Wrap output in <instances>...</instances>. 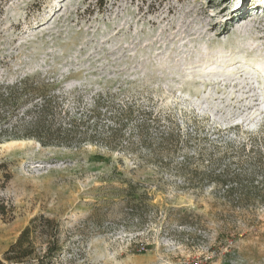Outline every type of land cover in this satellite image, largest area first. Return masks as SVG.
<instances>
[{
    "label": "rangeland",
    "instance_id": "obj_1",
    "mask_svg": "<svg viewBox=\"0 0 264 264\" xmlns=\"http://www.w3.org/2000/svg\"><path fill=\"white\" fill-rule=\"evenodd\" d=\"M35 72L92 91L123 88L121 100L152 98L185 128L195 115L245 138L244 128H264V0H0V84ZM0 161L13 175L1 191L13 219L0 221V258L44 215L63 224L55 264H264V204L229 212L215 190L178 188L170 174L133 169L136 158L101 146L8 141ZM129 180L151 196L134 213L121 193Z\"/></svg>",
    "mask_w": 264,
    "mask_h": 264
},
{
    "label": "trees",
    "instance_id": "obj_2",
    "mask_svg": "<svg viewBox=\"0 0 264 264\" xmlns=\"http://www.w3.org/2000/svg\"><path fill=\"white\" fill-rule=\"evenodd\" d=\"M108 1L97 3L104 8ZM49 61L55 63L58 58ZM61 79L35 72L0 84V143L34 140L43 147L93 145L119 150L136 158L138 166L133 169L154 167L174 177L178 188L215 190V198L229 212L264 204V128L260 133L244 128L246 137L239 138L234 133L227 135L233 126H206V121L195 115L194 127L185 128L174 111L154 107L152 98L147 104L134 97L121 100L126 89L92 91L91 87L63 84ZM127 82L125 86H129ZM88 92L94 95L85 100ZM193 145H197L195 150ZM12 176L8 162L0 161L3 222L13 219L12 207L1 197ZM147 181L155 183L153 178ZM127 183L129 187L121 193L129 198L134 213L141 198L151 196L149 190L140 189V183ZM183 223L195 227L192 222ZM230 223L225 220L224 228L228 230ZM62 232L61 222L35 216L4 252L0 264H55L65 250Z\"/></svg>",
    "mask_w": 264,
    "mask_h": 264
},
{
    "label": "bare ground",
    "instance_id": "obj_3",
    "mask_svg": "<svg viewBox=\"0 0 264 264\" xmlns=\"http://www.w3.org/2000/svg\"><path fill=\"white\" fill-rule=\"evenodd\" d=\"M60 3H61V1H60ZM243 6V5H242ZM227 8V7H226ZM243 12V14H245V12H246V7L244 6L243 8H237V9H235V10H232L231 12H230V19L228 20V22H227V24H231V23H233L234 22V20L239 16V14L240 13H242ZM55 15V14H54ZM53 15V16H54ZM48 25V22L45 24V25H42L40 28H42V27H46ZM227 76H231L230 74H226V77Z\"/></svg>",
    "mask_w": 264,
    "mask_h": 264
}]
</instances>
